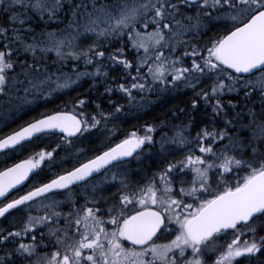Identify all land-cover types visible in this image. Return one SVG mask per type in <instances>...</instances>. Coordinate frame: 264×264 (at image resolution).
<instances>
[{"label":"snow or ice","instance_id":"snow-or-ice-1","mask_svg":"<svg viewBox=\"0 0 264 264\" xmlns=\"http://www.w3.org/2000/svg\"><path fill=\"white\" fill-rule=\"evenodd\" d=\"M4 2L5 0H0V4ZM14 6H19L21 11H13ZM28 6L35 9L41 17L46 12L49 13V19H56L57 10L64 8L61 0H53L52 3H49V0H27V5L25 0H8L6 11H10L11 15L7 24L0 23V95L9 96L10 87L23 83L24 81L19 79L21 75L29 86L38 92L43 91L44 86L47 85L45 96L52 94V83L56 88H65L74 83L70 76L61 81L59 73L51 72L46 66L42 67L37 57L42 59L41 53L48 50L55 51L57 57L62 60H66L70 54L76 59L83 58L85 64L96 61L95 73L103 72L107 75V68L96 60L97 57L105 56V51L97 43L89 45L87 49L77 50L72 44L74 37L63 29H48L42 32L43 40L36 36L26 39L16 25L19 23L22 27L30 29V25L25 24ZM80 8H87V5L83 3L72 5V17H77V10ZM221 16L231 20V24L222 35L218 34L215 39L208 42L210 47L207 48L206 56L197 57L200 49L195 44L191 45L192 56L196 57L191 62V69L184 66L180 56L173 55L169 58L168 53L164 51L167 48L169 52H174L175 44L180 41L179 39L174 41L173 38L183 37L191 43L190 38L184 35V32L190 30L189 25L184 23L185 20H195V24L191 27L199 28L205 19H219ZM86 17V31L95 33L97 38L123 33L132 38V45L137 51L135 65L123 48L109 53L111 62L122 64L131 77L125 83L115 85L129 96L132 95V89L150 88L152 85L149 76L152 82L160 80L168 82L166 73L172 71L175 81L185 77L186 73L193 69L201 76L206 71L217 74L210 91H201L206 101L210 95L224 91L226 86L229 90H236V83L243 77L232 75L233 69L236 73L250 75L259 73V79L247 80L245 87L257 83L261 89H264V0H142L131 5L127 0H114L111 4L107 0H91V8L87 10ZM150 23L153 25L151 31L141 32L137 27L138 24H142L144 29H148ZM69 24L75 26L72 20ZM17 41L23 45L25 52L32 53L31 63L27 60L14 59L20 55V45L13 47ZM66 44L67 53L64 51ZM140 49L144 50L142 54ZM18 63L20 72H15ZM177 63L181 65L179 68L176 67ZM72 67L76 68V65ZM133 67H135L134 75L131 71ZM143 67L147 68V74L142 71ZM88 74L87 70L75 73L77 78ZM220 74H224L225 79H220ZM54 75L55 81H53ZM228 77H231V81L226 85L225 81ZM193 79L196 77L194 76ZM24 91L27 92L28 88H24ZM106 91H112V88H107ZM85 100L86 97H82L75 103L83 105ZM192 103L195 105L197 100L193 99ZM116 107L119 108L120 105ZM223 107L220 99H216L212 105L214 112H219ZM251 114L255 119L254 110ZM102 115L110 114L102 112ZM97 123L99 119L95 117L90 123L72 112H52L51 115H42L41 118L25 124L18 131L5 135L0 139V149L23 151L25 145L20 142L27 143L25 138L32 137L34 133L59 128L72 135L81 132L82 129L95 127ZM228 123L231 121L229 120ZM144 127L147 130L144 135L133 131L114 146L108 147L69 171H63L47 183L32 187L30 191L16 198L9 199L6 196L8 190L25 180L32 169L44 162L45 157H52L53 153L42 149L39 153L34 152L27 159L5 167L0 171V197H5L6 201L0 206V217L9 213L10 209H16L18 205L33 201L34 197H39L42 193H48L52 189H67L74 182L83 181L105 165L117 161L118 158L132 156L146 141L153 140V136L148 133L155 130L154 125L146 124ZM223 137H230V134L215 126L211 129L205 126L196 133V139L198 141L209 139L212 143L198 144L201 154L195 155L189 150L182 160L167 163L165 169L158 173L160 182L164 184V195L159 199L162 211L151 206L158 203L155 178H150L146 183V191L144 188L139 189V195L129 194L130 190L122 181L125 191L117 193L119 199L107 207V215H98L102 209L87 206L83 208L73 206V211L67 213L45 212L41 217H35L29 212L24 228H13L12 232L0 236V240L7 242L13 235L21 237L16 243L15 252L20 256H30L36 253L37 237L33 235L27 243L22 237L28 235V230L36 229L37 225L52 221L53 223L48 225L49 234L55 237L52 253L43 254L35 264H181V261L182 264H205L201 255L205 247L202 246L214 240L215 234L227 229H236L238 224L245 222L243 226L246 231L252 232L253 238L237 244L240 237L236 236L227 244L225 250L220 251L214 264H233L235 258L242 254L258 253L264 249V236H259L257 239L254 221L264 218V151H259L253 140L247 143L241 141L237 144L231 138L229 144L214 150L213 144ZM174 138L177 143L187 142L183 128L176 129ZM253 139L264 141V120L253 129ZM229 145H232L231 151ZM237 147H251V157L245 158L243 152L237 154ZM206 153H210L213 158L207 159L204 155ZM234 167L247 169L244 176L234 183L210 179V169H216L217 174L223 178L225 173H231ZM183 169H190L193 175L191 181L187 182V187L184 186L186 181L181 179L179 193L198 201L195 206L192 203L185 204L180 195L171 194L172 177L169 173L175 170L185 175ZM212 183H217L221 187L213 190L214 194L202 199ZM136 202L140 205L139 210L126 207ZM47 207L54 209L55 202ZM193 207L194 210L189 214L182 215L176 211L178 208H184L187 212ZM164 213L169 215L165 216ZM62 215L65 217L64 225L59 223V217ZM172 220L178 225L174 238L166 243H155L154 237L162 231V226L163 230H167ZM108 221H111L112 227H106ZM127 242H131L132 246H126ZM189 248L192 251L191 258L183 259ZM174 250H179V258L172 254ZM12 255V251H5L4 255L0 256V264H9L6 257Z\"/></svg>","mask_w":264,"mask_h":264},{"label":"trees","instance_id":"trees-1","mask_svg":"<svg viewBox=\"0 0 264 264\" xmlns=\"http://www.w3.org/2000/svg\"><path fill=\"white\" fill-rule=\"evenodd\" d=\"M8 0H5L4 4H0V23L7 24L8 17L11 15L10 11H6ZM53 0H49L52 3ZM64 5L63 9L57 10V18L49 19V13H45L43 17L36 12L35 9L30 6L27 7L25 24L30 25L29 28L22 27L17 23V28H19L25 35L26 39H31L32 36L38 37L43 40L42 32L48 31V29H63L65 32L72 31L74 34L78 32V29L84 26L86 12L91 8V0H61ZM108 3H113L114 0H107ZM27 5V0H25ZM83 3L87 5V8H80L77 10V17H72V5ZM13 11H21L19 6H14ZM83 13V16H82ZM76 18L74 22L75 26L69 24V21ZM79 22V23H78ZM116 36H109L101 38L99 46L105 51L104 57H97L96 60L102 64L103 67L107 68V75L103 72L100 74L95 73L96 61L92 64H85L84 59L74 60H62L55 55L52 50L47 52H42L41 57H37L40 60L42 67H47L53 73H59L61 81L64 78H71L74 83L70 84L65 88H56L55 84L52 83L53 92L51 95L45 96L44 91L47 90V85L44 86L43 91H36L31 88L29 84L25 81L23 75L19 77L23 83H17L13 87H10V96H12L11 106L9 109L1 110L4 105L9 103L6 100L7 96L0 95V124L4 123L6 120L12 122V126L15 130L25 125L34 119L41 118L42 115H49L52 112H62L68 111L72 112L74 115L80 116L82 120H88L89 122L94 121V117L99 119V123L92 128H86L83 134L77 140L78 154L72 158L74 162L77 161L78 164L83 161L98 155L100 152L105 151L108 147L114 146L119 143L121 139L130 135L133 131H136L140 135L146 133L145 125H154L155 130L151 131L150 135L153 136L152 141H147L145 147L141 150L139 156L126 164L125 166L131 168H139L143 176L151 175V170L157 168L158 172L165 169V166L169 162L176 160H182L186 156L189 150L192 153L199 151L197 147L198 144H208L212 143L211 140L205 139L204 141H198L196 139V133L202 128L207 126L211 129L215 126L211 121V117L205 114L198 113L200 102H206L205 98L201 96V89L198 84L202 79V76L193 70L190 76H185L174 82L173 87L169 84L172 78L168 75L167 81L152 82L151 78L148 77L151 83L150 88L144 89H132V95L129 96L124 93L115 85L119 83H125L130 80L131 77L126 73L122 64H113L109 59L108 50L112 49L109 47L108 43L113 40ZM202 37L198 34L195 38ZM11 38V37H10ZM120 38V37H119ZM104 39V40H102ZM122 39V38H120ZM20 45L18 57H14L17 61L27 60L31 63L33 59L31 52H25L23 45L19 41L13 44V47ZM75 46V45H74ZM89 45L84 44L77 46L79 48L87 49ZM67 44L64 50L67 49ZM76 47V46H75ZM188 47V46H187ZM186 47V48H187ZM206 47H200V51L197 52V57L204 56ZM95 51V49H93ZM177 51L181 53V48ZM127 57L133 60L135 65L136 59L133 57L136 55L133 52L128 51ZM169 55V58L173 55ZM180 55V54H179ZM132 56L133 58H130ZM185 65H190V60L183 61ZM76 65L73 68L72 65ZM88 71V75H80L79 78L75 75L76 72ZM15 72H20V64L18 63L14 69ZM132 74H135V67L132 68ZM142 71L147 74L146 69ZM259 75L257 74L249 79H240L238 82L237 95L224 98L223 113H227V117L231 120L234 118L236 125L234 131L229 125L222 126L230 137H223L221 140L216 141L213 144L214 150H219L222 145L229 144V141H224L226 138H233L237 144L241 141L247 143L249 140H253V143L259 149V151H264V141L253 139V129L256 125L264 120V89H261L259 85L250 84L245 87L247 80H258ZM196 79H193V77ZM113 77L115 79H113ZM56 76H53V81H55ZM95 81V82H94ZM143 83V80H141ZM24 88L33 90V92H25ZM107 88H112V91H106ZM251 89V90H249ZM197 95V96H195ZM82 97H86L85 103L83 105L76 104L75 101ZM197 100V103L193 105L192 100ZM200 101V102H199ZM116 105H120L119 108ZM197 106V107H196ZM235 110V113L232 111ZM255 111V119L251 114V111ZM102 112L109 113L110 115L104 116ZM198 113V114H197ZM106 120H119L116 124L115 131L112 132L113 135L110 137H103L101 135L102 129L104 127ZM219 129L217 126H215ZM222 127L220 129H222ZM183 128L184 135L187 137L186 143H177L175 137L176 129ZM10 129V127H9ZM100 138H97V136ZM163 138V147H162ZM57 138H38L29 144H26L23 151L16 149L11 152V157L9 161L17 163L20 160L28 158L34 152L39 153L42 149L50 151L53 153L51 158H56L53 145L57 144ZM62 154H66L68 148L62 146ZM82 148V149H80ZM232 150V145H229V151ZM237 154L243 152L245 158H250L252 155L251 147L236 148ZM207 159H212L213 157H206ZM123 166V165H121ZM54 167V166H51ZM236 173L239 175L246 168H235ZM58 173V172H57ZM57 175V174H56ZM33 185L30 184L24 190L29 189ZM257 232V239L259 236H264V218L258 221H254ZM245 238L239 239L238 244H242L244 240H251L253 238L252 232H246ZM11 240H0V246L3 247L0 250V256H3L5 251H12L8 249ZM263 250V249H262ZM14 262L16 264L28 263L32 264L33 258L31 256H20L15 251L13 252ZM28 256V258H27ZM43 256V255H42ZM41 257V256H40ZM257 257V256H256ZM10 258L6 259L10 262ZM262 255L254 260V264H264V259Z\"/></svg>","mask_w":264,"mask_h":264},{"label":"flooded vegetation","instance_id":"flooded-vegetation-1","mask_svg":"<svg viewBox=\"0 0 264 264\" xmlns=\"http://www.w3.org/2000/svg\"><path fill=\"white\" fill-rule=\"evenodd\" d=\"M184 23L186 25H189L190 30L184 32V35L190 38L191 43H189L188 40L183 39V37H177L173 38V40L179 39L178 45H175L174 52H169V49H164V51L170 55L174 56H180L182 61H188L192 62L193 59L196 57L192 56V44H195L199 47H206L204 56L207 55V48L210 47V44L208 43L210 40L215 39L218 34L222 35L224 33V30L229 27L231 24V20H229L227 17L221 16L219 19H205L203 23L199 26V28H192L191 25L195 24V20L188 21L185 20ZM137 27L140 29L141 32L144 31H151L153 25L150 23L148 29H144L142 24H138ZM198 34H201L202 37L195 38ZM120 48L124 49L125 54L128 53V51L137 53L136 49L132 50V40L130 38L121 39L119 42ZM185 45H188L186 48ZM178 48H181V53L177 51ZM109 52H114V49L108 50ZM143 49H140V53H143ZM180 54V55H179ZM127 55V54H126ZM200 55V54H197ZM135 59L137 57V54L133 56ZM130 56V58H133ZM184 64V63H183ZM181 65L180 63L176 64V67L179 68ZM185 67L191 69L190 65H185ZM145 69H147L145 67ZM194 70V69H193ZM191 70L189 73H186V76H190ZM169 76L172 78L170 86L173 87L174 82L173 81V75L174 73L172 71L167 72ZM259 74V73H258ZM232 75L239 76L236 73L232 72ZM243 78L245 76H242ZM182 77L181 79H183ZM220 79H225L224 74H220ZM217 79V74L206 71L204 75H202V79L200 80L198 86L201 89V91H210V88L214 81ZM180 80V79H179ZM231 81V77H228V79L225 81L226 85L229 84ZM239 82V80H238ZM238 82L236 83V90H229L226 86L224 91L215 94L210 95L209 99L202 103L200 102L198 106L199 112L205 114L206 116L211 117V122L217 126L219 129L224 125L227 127L229 125L232 127L234 131V127L236 125L235 116L234 118H231V120L227 117L226 112L223 113V108L219 112H214L212 105L215 103L216 99H220L221 103L224 105V98L230 96H235L237 94L238 90ZM201 94V93H200ZM197 96V95H195ZM201 96H203L201 94ZM196 106V107H197ZM224 108H226V105H224ZM235 113V110H232ZM197 113V114H198ZM236 114V113H235ZM231 121V123H228V121ZM119 120H106L104 127L102 129L101 135L103 137H110L113 135L112 132L115 131L116 124ZM93 122V121H92ZM12 122L10 120H6L4 123L0 124V139H2L5 135H10L11 132L15 131V129L11 126ZM91 123V121H90ZM223 126V127H224ZM10 127V129H9ZM222 127V129H223ZM46 138H54L52 135L45 136ZM55 138H57L58 142L57 144L53 145L52 147L55 149V156L56 160H54V167H49L47 164L49 162H43L42 167L38 166L33 171L31 178L28 182L26 187L21 189V191H18V193L11 194L8 198H15V196H19L24 194L27 191H30L32 187H38L41 183H47L48 180L55 178L56 174H61L63 171H69L71 168L78 166V164H75L73 162L72 158L76 155L77 151L75 148H77L76 141H67L63 136L58 135ZM100 138L98 135L97 138ZM233 140V138H231ZM66 143H65V142ZM224 141H229V138H226ZM62 146H66L68 150L66 151V154H62L63 148ZM193 154L199 155L201 154L200 151L194 152ZM205 157H212L210 153L204 154ZM11 157V152H6L0 155V171H2L5 167H9L14 162L9 161V158ZM133 161L132 159L128 162L117 164L112 167H109L106 169L102 174L87 179L86 182L82 184H75L69 189L66 190H60L57 192H50L45 196H42L38 199H35L31 202L26 203L25 205L18 207L16 209H13L9 211V213H6L4 217L0 219V236L7 235L8 233L12 232L13 228L20 229L25 227V222L27 220L29 212L31 215L35 217H41L44 216L45 212H48L51 214L53 211L55 212H61V213H67L69 211H73V206L83 208L84 206L87 207H95L100 208L102 211L98 213V215H107L106 209L108 206H110L114 201H117L119 199L117 193L119 191H125V189L122 187V181L123 184L127 185V189L130 190L129 194H135L139 195V189L144 188L145 191L147 190L145 188L146 183L150 180V178H155L157 181L156 188L158 189L157 197H158V203L156 205H151L152 207H156L158 211H162V208L160 207L159 199L164 195L163 188L164 184L160 182V178L158 175V169L153 168L151 170V175L149 176H143L141 173V169L139 168H131L128 166H125L126 164ZM123 165V166H121ZM139 171V172H138ZM222 171V170H221ZM236 169L233 168L231 173H225L224 177L221 178L217 174L216 169H210L209 175L210 179L215 180H227L234 183L237 179H239V175L235 172ZM58 172V173H57ZM183 172L185 175H181L177 173L175 170L170 171L169 175L172 177V188H171V194L172 195H180L183 199V202L185 204L192 203L194 206L198 201L194 200L192 197L180 194L179 189L181 187L180 181L181 179L185 180V187H187V182H190L192 179L193 173H191L190 169H183ZM115 176V178H113ZM33 185L27 189L30 184ZM218 187H221V185H218L217 183H212L211 188L208 190V192L203 195L201 198L206 199L209 194H214L213 190L217 189ZM222 190V189H221ZM95 201V203H93ZM6 202L1 201L0 206ZM55 202L54 209L52 207H47L50 203ZM74 202V203H73ZM127 208H135L136 210L140 209V205L138 202L136 203H130L126 206ZM194 210L190 209L186 212L184 208H178L176 211H179L182 215L189 214L191 211ZM165 216H168V213H164ZM55 219V218H54ZM52 221L47 222V224L44 225H37L36 229L28 230V235L22 237L25 243L29 242L31 240V237L35 235L37 237V249L36 253L31 254L30 256L33 258L32 264H35V262L42 257L43 254L51 255L52 248L54 245L55 237L51 236L49 234V228L48 225L52 224ZM59 223L60 225H64L65 223V217L62 215L59 217ZM106 227H112L111 221H108L106 224ZM178 228V225H176L175 220H172L169 222V227L167 230H163L157 233V236L154 237V242L157 244L166 243L167 241L174 238L176 231L175 229ZM245 230V227L243 225H240L236 229H233L231 231H223L215 235L214 240H210L207 242L205 246V251L201 254L205 264H214L217 254L215 252H209L206 248L209 244L213 243L215 240H219L220 242L228 243L229 241L235 239L236 236L241 237L242 235L245 236V233H243ZM43 234V235H41ZM21 239L19 236L13 235L8 240H11L10 246L8 249H12V252L15 251L16 243ZM40 241H44L43 243H40ZM126 246H132L131 242H127ZM139 247V246H137ZM3 247L0 246V250H2ZM221 250H225L221 249ZM262 252V253H261ZM261 253V254H260ZM179 258V250H174L173 253ZM262 255L264 259V249L258 253L254 254H242L239 257H236L233 261V264H254L255 256ZM41 256V257H40ZM192 256L191 249H187L185 252V256L183 259H189ZM28 258V256H27ZM150 259L151 257H146ZM9 264H16L14 262V257L11 256ZM28 264V263H23ZM182 264V261H181ZM263 264V263H262Z\"/></svg>","mask_w":264,"mask_h":264},{"label":"rangeland","instance_id":"rangeland-1","mask_svg":"<svg viewBox=\"0 0 264 264\" xmlns=\"http://www.w3.org/2000/svg\"><path fill=\"white\" fill-rule=\"evenodd\" d=\"M140 2H142V0H127V3H128L129 5H131V4H133V3H140ZM82 16H83V13H82ZM73 22H76V18L73 19ZM78 23H79V22H78ZM86 27H87V17H85L84 26L81 27L77 33L74 34L72 31L69 30L68 33L74 37V39L72 40V44H73V46H74V45H77V43H78L79 45H84V44L91 45V44H93V43H97L98 45H99L100 43L102 44V42H101V38H104V37L97 38V36L95 35V33H93V32H89V31H86ZM105 37H109V36H105ZM119 37L122 38V39H125V38H126V33H123V34L117 35L115 38H113V40H111V41L108 43L109 47H111V48L114 49V50L119 49V48H120L119 42H120V40H121ZM128 37H129V36H128ZM129 38L132 40L131 37H129ZM102 40H104V39H102ZM175 45H178V43H176ZM74 47H75V46H74ZM75 48H76L77 50L80 49L79 47H75ZM83 48H84V47H83ZM175 48H176V47H175ZM64 51L67 53V52H68V47H67V49L64 50ZM52 52H53L55 55H57L55 51H52ZM66 59H67V60L71 59V60H74V61L78 60V59L72 57L70 54L67 56ZM166 76L168 77V74H167V73H166ZM149 77H151V76H149ZM160 81H163V80H160ZM253 81H256V80H253ZM253 84H255V85H259V84H257V83H253ZM28 91H29V92H33V90H31V89H28ZM7 97H8V98H12V96H10V95L7 96ZM7 109H9L8 106H7ZM46 158H47L46 161L49 160L48 157H46ZM231 242H232V240H231L229 243H231ZM206 248H207V250H208L209 252H215V253L217 254V256L219 255V253L216 251L217 248H218V242H216L215 244H209L208 246H206Z\"/></svg>","mask_w":264,"mask_h":264},{"label":"water","instance_id":"water-1","mask_svg":"<svg viewBox=\"0 0 264 264\" xmlns=\"http://www.w3.org/2000/svg\"><path fill=\"white\" fill-rule=\"evenodd\" d=\"M231 71H233V72L236 73V71H235L234 69L231 70ZM237 74H240V75H246V76H247V75H250V74H244V73H237ZM49 133H51V134H61V135H64V136H65L66 138H68V139H72V138L77 137L81 132H79V133H73L72 135H69L68 133L63 132V130H62V129H59V128H57V129H48V130H44L43 132H40V133H34L32 137H27V138H25V140H26L27 142H30V141H32L34 138H37V137H39V136H41V135L49 134ZM20 143H21V144H25V141H21ZM10 148H15V146H10ZM5 151H9V150L0 149V154L3 153V152H5ZM137 152H138V149L136 150V152H134V153L132 154V156H135V155L137 154ZM132 156L118 158L117 161H113V162H111L110 165H113V164H115V163H120V162L126 161V160L130 159ZM110 165H105L103 168H101V169L97 170L96 172H94L90 177L85 178L83 181H77V182H74V183H83V182H85L88 178L95 177L96 175L102 173V172L104 171V169H105L107 166H110ZM32 170H33V169H32ZM31 173H32V171L29 172L28 177H27L25 180L21 181L20 184H17V185H15L13 188L9 189V190H8V193H6V196L8 197L11 193H13L14 191H16V190L20 189L21 187H23V186L29 181V179H30V177H31ZM71 186H72V185H70L68 188H70ZM68 188H67V189H68ZM59 190H66V189H52V190H50V191H59ZM50 191H49V192H50ZM44 194H47V193H42L41 196L44 195ZM35 198H37V197H34L33 199H35ZM4 199H5V197H0V201H2V200H4ZM27 202H28V201H27ZM25 203H26V202H25ZM18 206H20V205H18ZM18 206H17V207H18ZM0 218H1V217H0ZM244 223H245V222H241L240 224H238V226L241 225V224H244ZM227 230H232V229H227Z\"/></svg>","mask_w":264,"mask_h":264}]
</instances>
